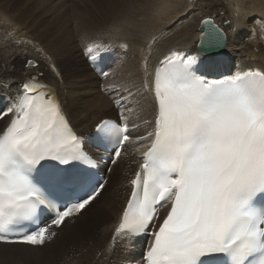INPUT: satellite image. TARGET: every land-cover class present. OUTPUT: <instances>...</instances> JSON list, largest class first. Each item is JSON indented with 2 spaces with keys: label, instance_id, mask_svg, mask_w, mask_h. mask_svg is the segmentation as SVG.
<instances>
[{
  "label": "snow or ice",
  "instance_id": "snow-or-ice-1",
  "mask_svg": "<svg viewBox=\"0 0 264 264\" xmlns=\"http://www.w3.org/2000/svg\"><path fill=\"white\" fill-rule=\"evenodd\" d=\"M226 43L204 19L198 54L170 51L144 82L154 118L136 137L143 163L110 245L150 236L144 264H264V71L201 74L200 54L212 57ZM109 50L87 46L84 54L95 66ZM20 87L0 109V119L11 114L0 131V243L43 246L56 235L49 229L82 214L107 182L59 101L32 81ZM131 130L122 112L96 124V142L112 150L113 164Z\"/></svg>",
  "mask_w": 264,
  "mask_h": 264
},
{
  "label": "bare ground",
  "instance_id": "bare-ground-1",
  "mask_svg": "<svg viewBox=\"0 0 264 264\" xmlns=\"http://www.w3.org/2000/svg\"><path fill=\"white\" fill-rule=\"evenodd\" d=\"M14 1L17 0H0V5L7 9ZM52 1L54 0H27V3H32L33 6L23 4L14 13L17 20L24 21L22 23L25 26L29 25V29L38 37L40 48L31 51L36 53L42 48L43 54L22 55L26 51L22 50L24 43L18 42V48L10 49L8 53L10 64L15 67L30 59L35 61L32 57H36L45 75L35 71L37 63L35 67H28L25 62L23 72L26 74L25 77L15 79L6 77L8 82L4 83L5 87L2 88L0 85V97L3 99L0 106H4L5 109L11 99L17 94H22L20 87L22 83L34 81L40 83L47 94L59 101L72 130L82 138L84 148H87V151L100 163L106 161L108 151L92 148L86 141L94 134L98 122L119 120L122 112L132 129L130 132L132 139L126 142L127 151L106 175L107 183L104 189L92 204L82 210V214L66 219L57 231L49 229L50 233L55 232L56 235L41 247L0 244V260L33 264L34 259L41 264H48L49 259L57 256L54 264L133 262L144 264L143 257L150 236L147 239L124 237L118 239L110 248V245H113L114 229L119 223L131 192L130 181L135 178L137 172L139 165L137 157L144 151L143 142L137 141L136 137L143 136L150 130V125L145 124V121L154 118L152 97L145 90L144 82L145 80L151 82L159 61L163 60L170 51H185L189 55L198 54L197 43L201 33L199 24L207 18H211L224 31L227 43L222 51L212 57L200 54L198 68L201 74H206L209 78H220L237 71H264V0H238L235 3L232 0L233 4L231 3L229 8L224 7L226 13L224 8H219L216 0H204V2L202 0H105L110 4L107 12L99 16L79 18L74 21L76 24L58 21L54 16H48L50 12L45 6ZM208 1L214 2V5L207 3ZM159 6L163 7V12ZM231 10H236L239 14L242 10V14L239 16L237 13V16L227 17ZM166 11H168L167 15L163 17ZM220 14L223 16L222 19ZM3 20L0 22L2 35L15 37L18 33L23 34L24 31L16 24L7 21L5 17ZM124 20H129L131 23L127 29L130 35L124 40L142 44L144 47L154 46L147 65L149 69L144 75L140 73V63L135 58L136 52L132 50L126 54L127 43L121 41V44L117 45L109 40L105 42L96 40L88 45L95 47L96 43L101 42L100 44L110 46L107 57L113 62L105 71L109 73L108 77L100 78L93 69V63L85 56V50L82 49L80 54L78 39L75 36L89 37L98 30L112 24H120ZM47 23H50V26L45 27ZM127 24L123 26L126 27ZM42 42L46 43L45 46ZM122 44H126L127 48H121ZM49 51L60 63L64 73L63 86L67 93L63 97L61 84L45 69L50 66L53 73L61 76L59 68L49 60ZM8 76L15 77L10 74ZM127 77V82H124ZM115 100L120 101V108H117ZM68 107L71 109L68 110ZM110 107L114 114L93 121L94 115L103 113ZM152 109H154L153 115ZM10 119L11 114L0 119V131L7 126ZM98 172H102L101 166ZM165 214L166 209H161L159 212L161 219ZM40 248L45 249L42 251Z\"/></svg>",
  "mask_w": 264,
  "mask_h": 264
},
{
  "label": "rangeland",
  "instance_id": "rangeland-1",
  "mask_svg": "<svg viewBox=\"0 0 264 264\" xmlns=\"http://www.w3.org/2000/svg\"><path fill=\"white\" fill-rule=\"evenodd\" d=\"M187 1V0H184ZM229 1V2H228ZM216 0L215 2L219 4V8L222 7H226L229 8L230 5H232V0L230 2V0ZM238 0H233V2L235 3ZM202 2H204V0H202ZM221 2V3H220ZM225 2V3H224ZM227 2V3H226ZM207 3H213L211 1H208ZM230 3V4H229ZM232 3V4H231ZM23 4H27L28 6H33L32 3H27V0H17L11 3V5L6 9L5 7L3 8V6L0 5V16L7 18V21L16 24L20 29H22L24 32L23 34L18 33V36L16 34V38L15 37H6L4 35H2L0 32V85L2 88L5 87L4 83H7L8 80H6V77L10 78V79H15L17 77H25L26 74H24V63L26 62V66L28 67H35L36 63H37V67L35 68L36 72H41L45 75L44 71L42 70V65L39 64V60L36 57H32L35 61L31 60L32 65H29V60L24 61V63H19L18 66H13L11 63V59L9 57V51L10 49H16L18 48V42L20 44H23L24 46H22V50L25 49L26 51L24 52L25 54L22 55H36V54H43L42 48L41 50L38 49L39 51L36 53H33V51H31L32 49L35 51L39 46H38V37L35 35V33H33V31L31 29H29V25L25 26L22 22L24 21H18L17 18L14 16V13H16L15 11L21 7ZM229 4V5H227ZM169 6V5H168ZM110 7V4L108 2H106L105 0H54L52 2H50L49 4H47L45 6V9L49 10L50 15L48 16H54L58 21H65V22H69L72 23L74 21L79 20V18H85V17H89L92 15H96L99 16L101 14H104L105 12L108 11ZM160 10L163 12V7H160ZM225 11V13L227 12L225 10V8L223 9ZM167 12L163 13V17H165L167 15ZM231 13L233 12V14L229 13L227 15V17H231V16H237L239 14L238 11L236 10H231ZM224 13V12H223ZM238 13V14H237ZM242 14V10L241 13L239 14V16ZM221 15V19H222V14ZM3 17H0V22L4 21ZM127 24V26H123L124 24ZM74 24H76L74 22ZM130 21L129 20H124L122 23L120 24H112L109 25L108 27H106L105 29L102 30H98L96 31L92 36H75V38L77 37L78 39V44H79V52L81 54L82 49L85 50L87 46H89V43H93L94 41H102L105 42L107 40L115 42L117 45L121 44V41H123L124 43L128 44V48H127V52L126 54H129L132 50L136 52L135 58L137 59V61L140 63V73L141 74H145L149 67L147 66V70L145 69V62L148 65V61L149 58L152 56L153 54V45H150L148 47H144L142 44L136 43V42H129L128 40H124L125 37L130 35V32L127 30L130 27ZM50 26V23H47L45 25V27ZM65 26V25H64ZM68 27V26H67ZM74 27V25H73ZM71 30H73V28L68 27ZM74 31V30H73ZM96 35V36H95ZM81 36V37H80ZM18 37V38H17ZM92 37V38H91ZM25 41V42H24ZM43 41V40H41ZM40 41V42H41ZM22 42V43H21ZM45 42V41H43ZM42 42V43H43ZM34 43V44H33ZM99 44L101 42H98ZM98 43H96V45H98ZM46 44V43H45ZM45 44L43 43V45L45 46ZM37 46V47H36ZM30 48V50H29ZM40 48V47H39ZM48 49V48H47ZM255 51V50H254ZM50 52V51H49ZM118 55V53H115ZM49 60L51 62H54L56 64V66L59 68V71L61 73L60 75H57L55 73H53V71H51L50 66H47V69L51 76L56 79L60 84L61 87L63 88V92H62V97L66 95L67 90L64 89L63 83H64V73L63 70L60 66V63L57 61V59L54 57V55L50 52V56H49ZM15 75V77H9L8 75ZM46 77V76H45ZM128 77L125 79L124 82H127ZM0 102H3V99L0 97ZM0 109H4V106L1 107ZM71 108L68 107V110H70ZM154 113V109L151 110V114ZM111 114H114L111 110V107L109 109H107L106 111H104L103 113H99L94 115L93 121H98L99 119H101L103 116H111ZM153 115V114H152ZM68 242V241H65ZM41 247V246H40ZM42 251H44L45 248H40ZM50 260V263L48 264H54V261L57 260V256L52 257ZM33 264H41V262H37L34 259L32 260ZM0 264H17L15 261L13 260H6V261H1L0 260ZM47 264V263H45Z\"/></svg>",
  "mask_w": 264,
  "mask_h": 264
},
{
  "label": "water",
  "instance_id": "water-1",
  "mask_svg": "<svg viewBox=\"0 0 264 264\" xmlns=\"http://www.w3.org/2000/svg\"><path fill=\"white\" fill-rule=\"evenodd\" d=\"M203 20H204V19H203ZM203 20H202V21H203ZM202 21H201V22H202ZM201 22H200V24H199V28H200V30H201ZM200 36H201V33H200ZM197 44L199 45V40H198V43H197ZM220 51H222V50H220ZM220 51H219V52H220ZM40 86H42V85H40ZM39 88H40V87H38V89H39Z\"/></svg>",
  "mask_w": 264,
  "mask_h": 264
}]
</instances>
